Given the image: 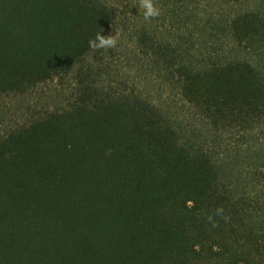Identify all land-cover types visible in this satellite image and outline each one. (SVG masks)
<instances>
[{
    "label": "trees",
    "instance_id": "trees-1",
    "mask_svg": "<svg viewBox=\"0 0 264 264\" xmlns=\"http://www.w3.org/2000/svg\"><path fill=\"white\" fill-rule=\"evenodd\" d=\"M153 2L0 0V264H264V0Z\"/></svg>",
    "mask_w": 264,
    "mask_h": 264
},
{
    "label": "clouds",
    "instance_id": "clouds-1",
    "mask_svg": "<svg viewBox=\"0 0 264 264\" xmlns=\"http://www.w3.org/2000/svg\"><path fill=\"white\" fill-rule=\"evenodd\" d=\"M139 7L142 8L143 11V17L145 21H150L153 18H156L161 15V9L154 4L153 0H140ZM118 43V38L115 35H101L100 33H97L94 39H90L88 41L89 48L95 52L100 49H111L115 48ZM215 217H219L225 222H227L230 217L225 215L224 209L222 206H218L214 214H209L206 216V219L208 223L213 227H218V221L215 219Z\"/></svg>",
    "mask_w": 264,
    "mask_h": 264
}]
</instances>
